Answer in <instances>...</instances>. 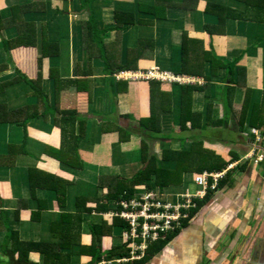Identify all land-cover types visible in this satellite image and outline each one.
Segmentation results:
<instances>
[{
  "label": "crops",
  "instance_id": "0c3cea01",
  "mask_svg": "<svg viewBox=\"0 0 264 264\" xmlns=\"http://www.w3.org/2000/svg\"><path fill=\"white\" fill-rule=\"evenodd\" d=\"M210 5L226 7V11L211 13L214 8ZM129 19L133 22L124 25ZM207 25L219 31L210 34L205 30ZM26 31L35 37L31 47L3 42H14ZM184 33L203 42L200 55L235 63L233 73L222 68L224 62L209 83L202 76L180 74ZM118 38L121 46L112 45ZM141 39L148 40L144 47L147 54L136 61L137 69L111 76L115 84L127 82L126 90L116 86L107 92L106 75L100 72L104 58L97 50L102 47L101 40L109 45L108 54L118 51L124 58L129 48L142 44ZM93 40L101 44L97 46ZM2 65L0 82L17 70L30 79L41 73V87L47 95L40 101L41 109L48 101L61 110L88 115L93 123L110 122V131L101 135L99 142L96 126L88 127L90 141L78 149L82 169L64 168L45 153L46 146L58 148L61 143L60 130L55 131L50 114L29 122L25 153L17 151L15 155L13 151L12 157L11 147L21 148L24 130L16 122L0 124V159L5 156L0 160V211L6 212L10 227L17 233L9 245L22 242L72 248L60 249L57 257L32 251L27 262H16L17 254L15 263L10 259L7 264H264V123L261 129L247 122L244 129L239 125L247 97L249 112L262 105L264 115V0H92L90 4L87 0H0V68ZM51 67L59 70V87L50 79ZM209 69L206 60L205 71ZM150 70H158L166 79L132 78ZM88 71L91 74L86 76ZM170 76L184 82H170ZM151 81L158 83L172 109L161 115V132L152 141L153 152L161 158L162 149L189 150L196 140L205 150L231 162L223 170L204 171L223 173L219 184L224 181V186L219 188L218 184L217 190H210L209 201L202 202L192 216L189 212L186 223L183 220L173 232L154 241L148 256L150 243L141 258L133 259L126 257L133 250L125 236L129 227L114 226L109 217L112 212H101L103 205L110 204L106 191L96 186L115 176L130 179L142 168L137 121L150 115ZM186 85L203 90L193 94L187 108L195 118L200 113L195 122L198 126L182 131L180 97L181 87ZM229 85L234 93L231 111L226 114ZM32 92L25 82L12 84L0 92V104H7L8 112H13L32 101L28 98ZM114 123L131 131L127 141L120 142ZM253 129L259 131L260 143ZM175 165L170 162V166ZM37 173L46 178L35 176ZM197 175L187 172L180 191L160 193L165 200L176 201L178 194L196 192L200 188L195 184ZM145 189L137 187L134 194L151 191ZM88 209L93 211L88 213ZM61 214L73 217L61 223ZM64 228L72 231L66 234ZM4 235L0 233V247L6 244Z\"/></svg>",
  "mask_w": 264,
  "mask_h": 264
},
{
  "label": "trees",
  "instance_id": "16d2710c",
  "mask_svg": "<svg viewBox=\"0 0 264 264\" xmlns=\"http://www.w3.org/2000/svg\"><path fill=\"white\" fill-rule=\"evenodd\" d=\"M92 0H87V4H90ZM210 8H214L211 13L217 14V10L225 9L226 7H220L217 5H210ZM208 8V7H207ZM87 11H91L88 6H86ZM206 12H209V9L206 10ZM205 12V13H206ZM214 14V15H215ZM223 19V18H222ZM133 22L132 19L127 20L124 25H128L129 23ZM90 25H95V23H92ZM219 26V24H217ZM89 28V25H88ZM120 29V27H119ZM205 30L212 34L216 31H219L215 26L207 25L205 27ZM87 32V31H86ZM91 32L88 33V36L90 37ZM94 37V34H93ZM142 40V39H141ZM96 41V40H93ZM148 41V40H146ZM146 41L142 40V44L137 47L129 48L127 55L118 52L113 51L111 54H108V46L109 45H103L102 47L98 48L97 50L102 53V57L104 58V64L102 65L103 70H100L102 74L106 75V78L104 79V82H106L107 87L106 91L109 92V88H113L115 90V87L118 86L121 91L126 90L128 83L127 82H117V84L114 83V80H112V77L114 73L124 70H134L137 69V63L138 59H143V57H146L147 50L144 49L146 46ZM7 45L13 46H26L31 47L35 44V37L34 34L30 33L29 31H26L24 34L20 35L14 42L9 43L8 41L5 42ZM4 44V45H5ZM97 46L100 45L99 41H96ZM122 42L118 41L112 45L121 46ZM203 42L198 39H192L188 36L187 33H184V40H183V47L182 50V63H181V69L179 71L180 74H186V75H194V76H202L206 83H209L213 80L214 77L217 76L218 70L222 67L220 63H224L223 69L227 68L228 73H233V68L235 63H228L225 60H222L218 57H207L205 53H203V56L199 54V51L201 49ZM96 46V47H97ZM142 46V47H141ZM92 54L90 53V56ZM57 57V56H55ZM54 57V58H55ZM206 60L210 63V69L206 72L205 71V63ZM93 61V56L90 57V62ZM109 63H111L113 66H110ZM121 69H117L116 66H119ZM5 68V65H2L0 69L3 70ZM59 70L57 68L51 67L50 71V79L53 80V83L57 85V87L60 86V77H59ZM89 73L86 74V76L90 75ZM42 75L41 73L37 74L35 78L30 79L28 76H26L23 72L20 70H17L16 74L9 78L4 77L3 80L0 82V92H4L7 87H9L12 84H17L20 82H25L29 87L33 89V92L28 96L29 99H32L25 107L16 109L13 112H8L7 104H0V124H7L11 122H16V124L19 127H22L24 130V136L23 140L19 144L21 145V148H12L9 152V157H12L14 155L13 151L15 152V155H17V151H22L25 153V143L28 138L27 136V125L29 122L33 119H39L43 118L44 115L50 114L52 125L55 127V131L60 130V137H61V143L60 146L53 147V146H46L45 153L51 155L54 159L58 160L60 163L64 165V168L70 167H76L78 169H82L83 162L80 160L78 155V149L80 146L83 145V143H88L90 141L89 131L88 127L93 128V124L96 126L95 130L97 133V140L96 142H99L101 135L104 133H108L107 126L110 125V122H103L102 125L96 124L95 122H92V118H89L88 115L84 116L77 111L73 110H61L60 108L53 107L49 105L47 101V106L45 109H41V100L42 98L46 99L47 95L42 90L41 87V79ZM106 80V81H105ZM233 82L230 81V84ZM85 86V85H84ZM88 88V91H90V88L86 85ZM203 87L199 86H183L181 87V100H182V116H181V130L184 131L186 129L196 128L198 126L196 122V119L199 118L200 113H198V117L195 114L193 115V112L190 111V103L192 101L193 94L198 91H202ZM149 92H150V99H149V108H150V115L147 118H140L138 120V130L140 132V137L142 140V146H141V161H142V168L139 169L135 175L130 179H124L120 176L111 177L110 179H103L100 181V183L97 184V189H103L106 191V199L109 201L110 206L103 205L100 210H103L101 212L106 213L108 210H110L112 216H109L112 221L113 225L117 226L119 228H122L124 226L129 227L128 223L123 220L122 218L114 215L115 213H120L123 209V207L120 205V202L122 200H130L135 195L134 192L137 187H144L147 190H154L158 189L160 192H165V190H168L170 192H178L182 189L184 182H183V175L187 172H192L196 174H201L204 171H220L223 170L228 166V164L231 162L225 161L220 156L215 155L214 153L205 150L203 148V145L201 142L193 141L192 147L187 150L185 147L181 148L180 150H171L162 149V155L161 158L157 156L155 152H153V140L155 139L156 135H159L161 132L160 128V118L163 112L172 111V109H169L168 105V99L165 97L166 94L163 93V91H160L158 83L157 82H149ZM234 93V88L232 85H229L226 88V95H227V109L226 114H228L231 110L230 107L232 106V96ZM171 100V99H170ZM248 97L246 98V106H244L243 112H242V119H239V125L241 129L245 128L246 122L249 123L250 127L253 128H260L262 126V123H264V115L261 113L262 105H255L253 108L252 113L249 112V107L247 103ZM171 102V101H170ZM46 103V100H45ZM172 103V102H171ZM113 104V103H112ZM114 106V104H113ZM115 107V106H114ZM211 108V107H210ZM190 113H188V112ZM118 123H114L115 129L120 133V142L127 141L132 134L130 130H124L117 125ZM130 128L134 129L133 126H129ZM94 145V144H93ZM5 156L0 159L1 161L4 160ZM14 162V161H13ZM160 162V166H158ZM163 162H168V166H162L161 164ZM170 162L176 163L175 166H170ZM35 176L42 177L43 175L37 173L34 174ZM45 177V176H43ZM52 177V176H51ZM46 178V177H45ZM54 178L52 177L51 180ZM35 180V179H33ZM39 180V179H38ZM37 181V180H36ZM51 184V182H50ZM47 186V185H45ZM44 186V187H45ZM224 186V181H221L219 184V188ZM67 187V186H66ZM69 187V186H68ZM135 188V189H134ZM67 189V188H66ZM51 190L56 191L54 188H51ZM138 191V189L136 190ZM140 192V191H139ZM204 199H196L195 202L197 203V207L191 208L187 210L188 216L189 212H191V216L199 209L202 202L206 203L209 201V195ZM86 199L85 201H87ZM40 200L38 201V203ZM80 202V201H79ZM79 202L77 204H79ZM44 206V205H43ZM39 210H42V207H39ZM38 210V211H39ZM93 210H87L88 213H91ZM109 213V211H108ZM73 217L70 214H61V220L60 222H66ZM189 218V217H188ZM188 220H185L184 223H186ZM108 223V222H107ZM123 225V226H122ZM101 225H98L100 227ZM65 233L68 234L72 231L71 228H64ZM129 230V229H128ZM127 230V231H128ZM5 233L4 241L6 242L5 245H2L0 247V264H7L8 260H15V256L18 254L19 258L16 262H27L28 253L32 251H39L44 256H53L57 257L59 250H70L71 245H69L68 248L64 246L68 245H45L42 243H32L31 245L29 243H22L19 242L17 245H9L11 241H14L15 236L17 237V233L12 230L10 227V218L7 216L5 211H0V233ZM172 235L168 234L167 239H170ZM60 239H62V235L60 236ZM96 240V239H95ZM157 243V242H156ZM129 245V243H127ZM153 242H151L148 245V248L146 250V255L148 256L150 254V250L153 247ZM151 247V248H150ZM150 248V249H149ZM129 250L131 251V247L129 246ZM99 256H101V252L98 249ZM71 255L68 254V258H70ZM127 258L132 257V253L126 256ZM136 261V260H132ZM15 263V261H14ZM64 263V262H63Z\"/></svg>",
  "mask_w": 264,
  "mask_h": 264
},
{
  "label": "built area",
  "instance_id": "2783aa9c",
  "mask_svg": "<svg viewBox=\"0 0 264 264\" xmlns=\"http://www.w3.org/2000/svg\"><path fill=\"white\" fill-rule=\"evenodd\" d=\"M127 79H131L127 77ZM133 79L165 80L158 70H150L146 73L133 76ZM170 82H184V79L168 77ZM252 132L261 142L259 131L253 129ZM262 160L263 157L259 156ZM223 178V173L203 172L195 177V184L200 188L196 192L186 191L177 195V200H165L163 196L152 191L145 192V196H136V199L122 200L123 207L120 213L114 215L125 220L129 225V230L125 234L132 242V258L139 259L143 251L151 242L159 240L163 235L173 232L183 220L188 217L187 210L197 207L196 199H204L209 190H217L219 181ZM111 215V214H110ZM137 241H141L138 244ZM138 251L141 254H138Z\"/></svg>",
  "mask_w": 264,
  "mask_h": 264
},
{
  "label": "rangeland",
  "instance_id": "374dc122",
  "mask_svg": "<svg viewBox=\"0 0 264 264\" xmlns=\"http://www.w3.org/2000/svg\"><path fill=\"white\" fill-rule=\"evenodd\" d=\"M132 78H133V77H132ZM134 172H135V171H132L130 174L127 175V177H128V176H131ZM184 174H185V173H184ZM128 178H129V177H128ZM183 178H184V176H183ZM142 188H144V187H142ZM145 190H146V189H145ZM155 190H156V191H155ZM151 191L154 192V193H157V192H158V193L160 194V196H163V194H161L160 191H159L157 188L154 189V190H151ZM145 192H149V191H145ZM145 192H144V193H145ZM144 193H141V194H135V195H136V196H145ZM164 194H165V193H164ZM136 198H138V197H134L133 199H136ZM111 216H112V214H111Z\"/></svg>",
  "mask_w": 264,
  "mask_h": 264
}]
</instances>
